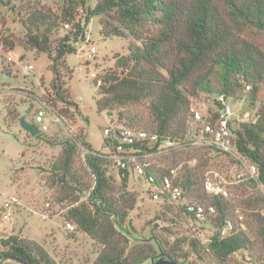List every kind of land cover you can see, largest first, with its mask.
<instances>
[{
  "label": "trees",
  "instance_id": "trees-1",
  "mask_svg": "<svg viewBox=\"0 0 264 264\" xmlns=\"http://www.w3.org/2000/svg\"><path fill=\"white\" fill-rule=\"evenodd\" d=\"M88 1L62 0L57 9L35 6L20 20L25 32L19 39L20 44L37 54H47L50 59L51 91L40 97L43 106L55 112L63 122L72 116L70 108L79 109L70 99L66 79L72 80L74 70L67 65L66 58L78 51L75 44L79 40L89 42V22L92 17L99 16L101 36L128 38L129 53L116 56V68L102 75L97 110L111 111L146 100L151 129L135 126V117H130L124 125L184 143L198 132L196 127L193 128V96L205 91L217 96L224 93L228 99H241L248 93L252 104L259 101V108L254 118L244 119L237 126L235 119H231L233 154L227 155L235 156L240 162L249 160L255 164L258 181L264 184V51L243 36L247 27L264 30V0H97L94 7L89 6ZM61 29L65 30L63 34ZM217 96L216 109L210 112L212 120L221 107ZM57 102L64 103L65 107L57 110ZM42 133L41 130L35 137H41ZM80 136L72 133L66 138L54 168L57 181L69 188V195L74 196L79 188L88 192L86 200L69 212L76 228L101 244L95 264H144L153 258H170L184 264L179 258L190 260L192 255L224 263L231 255L249 248V235L234 227L233 222L228 233L222 235L221 230L231 213L230 205L222 195L212 197L216 213L207 220L213 218L219 229L207 244L197 237L185 236L178 243H170L157 232L147 236L138 234L128 219L136 202V197L127 189L128 179L135 176L112 159V140L115 138L105 136L107 151H97L100 156L86 152L84 163L94 181H84L74 169L76 155L81 144L90 151L94 149L83 135ZM206 147L219 151L215 146ZM189 148L194 147L182 149ZM108 163L117 167L122 177L119 197L115 195L108 175ZM175 167H178V174L174 181L184 188L186 199L202 203L198 201V195H201L198 190L204 188L205 179L197 165L191 168H180L177 164L161 167L154 162L155 185L162 187L165 175ZM149 186L152 193L154 185ZM160 194L163 200L176 203L169 194ZM189 195L194 199L191 200ZM77 199L79 197H73V200ZM258 199L264 201V197ZM177 204L181 214L197 223L204 222L187 211L183 200ZM261 216L264 218V214ZM0 242L3 246L0 261L6 258L21 264H59L35 240L10 235L1 238ZM183 243L188 249L180 253Z\"/></svg>",
  "mask_w": 264,
  "mask_h": 264
},
{
  "label": "rangeland",
  "instance_id": "rangeland-1",
  "mask_svg": "<svg viewBox=\"0 0 264 264\" xmlns=\"http://www.w3.org/2000/svg\"><path fill=\"white\" fill-rule=\"evenodd\" d=\"M97 0H89L94 7ZM62 0H3L0 2V195L18 197L20 207L11 213L10 219H0V239L10 235L32 239L40 243L59 264H95L101 244L87 233L76 228L66 227L70 218V209L86 200L87 191L77 189L69 195L66 185L59 183L54 168L62 151L63 142L72 133L83 135L96 151H107L105 128L108 125H124L130 117H135L137 127L151 129V115L148 101L118 107L111 111L99 112L96 99L99 97V81L102 75L116 68V56L129 53V39L110 37L100 34V17L94 16L88 25L89 42L79 40L75 45L77 52L69 54L66 63L74 73L72 80L66 79L70 87V99L79 109L70 108L72 116L66 121L57 120L55 112L43 106L40 97L50 93L52 71L47 54H37L24 48L19 39L24 36L21 19L39 5L57 9ZM65 30L61 29L60 33ZM243 36L264 51V30L247 27ZM86 37V38H87ZM95 47L96 52L91 49ZM21 57L24 62L33 63L34 69L25 74L17 65H7V56ZM216 94L200 91L191 98V107L202 113L216 109ZM235 119V126L241 121L255 117L259 101L252 104L248 93L243 97L229 99ZM45 107V108H44ZM64 103L57 102L55 108L61 110ZM47 111L44 130L41 137L32 136L20 125V118L34 122L36 111ZM43 131V130H42ZM80 136V137H81ZM82 138V137H81ZM90 150L80 145L76 155L74 169L83 176L84 181H94L85 165L86 152ZM179 153H165L156 157L155 163L161 167L177 164L191 168L198 166L204 176L211 175L227 189L225 199L230 205L229 219L237 229H243L249 235L251 244L224 263L209 257L187 260L179 258L184 264H264V184L258 181V172L254 177L249 172L252 165L249 160L239 161L235 156L223 154L210 147L195 146ZM85 153V155H84ZM108 175L120 196L122 177L119 169L112 163L107 164ZM78 188L79 186H75ZM145 181L128 179L127 189L136 197L135 206L130 210L128 219L138 234L147 236L157 232L161 237L178 243L185 236L197 237L202 243H209L218 226L212 218L204 222H195L181 214L179 204L168 199H154ZM203 192V193H202ZM199 202L213 204L212 197L205 187L198 190ZM67 196L64 200L62 197ZM79 197L73 200V197ZM190 196V195H189ZM190 199L194 198L190 196ZM259 200V201H257ZM197 201V200H195ZM215 206V205H214ZM43 214L48 215L44 217ZM3 249L0 242V250ZM179 251H187L188 245H180ZM189 261V262H187ZM0 264H21L14 260H1ZM144 264H152V260Z\"/></svg>",
  "mask_w": 264,
  "mask_h": 264
},
{
  "label": "built area",
  "instance_id": "built-area-1",
  "mask_svg": "<svg viewBox=\"0 0 264 264\" xmlns=\"http://www.w3.org/2000/svg\"><path fill=\"white\" fill-rule=\"evenodd\" d=\"M91 51L96 52V48L93 47ZM6 60L9 64L17 65L25 74L31 73L34 69L33 63L24 62L21 57L8 55ZM100 83L101 81H99ZM217 100L220 102L221 107L217 109L218 115L215 120H212L213 115L210 113H202L200 110L191 107L193 128L196 127L198 132L194 135V138L184 143L162 137L156 132L132 126L108 125L105 128V136L115 138L112 140L114 151L111 157L118 166L122 169L131 170L135 178H142L148 185H154L151 189V195L154 199H163L160 193H165L169 194L170 198L176 203L183 200L187 211L200 221L207 220L208 216L216 213V207L213 204L205 205L186 199L184 188L174 181L178 174V167L172 168L170 173L165 175L162 187L156 186L157 173L154 169V162L155 157L160 154L181 150L188 146H215L220 152L233 154L230 121L234 113L229 99L224 93L219 94ZM46 117L47 111L44 108H39L36 111L34 123L39 126L40 131L48 130V125L45 123ZM57 120L61 119L57 116ZM89 152L94 155H101L100 152L95 150ZM249 172L254 177L258 172L257 166L255 164L250 165ZM204 187L207 192L213 195L226 196L228 194L225 186L211 175L205 177ZM20 205L21 201L18 197H2L0 195V219H10L11 213ZM43 216L47 217L48 215L43 214ZM66 227L74 231L76 224L66 220ZM231 227L232 221L227 219L221 230L222 235L227 234Z\"/></svg>",
  "mask_w": 264,
  "mask_h": 264
},
{
  "label": "water",
  "instance_id": "water-1",
  "mask_svg": "<svg viewBox=\"0 0 264 264\" xmlns=\"http://www.w3.org/2000/svg\"><path fill=\"white\" fill-rule=\"evenodd\" d=\"M20 125L26 131H28L32 136H36L40 133L39 126L36 123L27 120L25 116H22L20 118ZM4 260H6V258H4ZM152 264H178V262H176L170 258H159L157 260H155L153 258Z\"/></svg>",
  "mask_w": 264,
  "mask_h": 264
}]
</instances>
